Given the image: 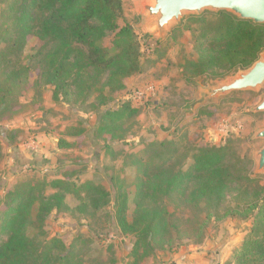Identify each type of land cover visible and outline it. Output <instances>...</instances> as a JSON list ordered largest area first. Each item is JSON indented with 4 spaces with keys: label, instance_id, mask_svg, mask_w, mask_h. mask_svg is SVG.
<instances>
[{
    "label": "trees",
    "instance_id": "obj_1",
    "mask_svg": "<svg viewBox=\"0 0 264 264\" xmlns=\"http://www.w3.org/2000/svg\"><path fill=\"white\" fill-rule=\"evenodd\" d=\"M1 4L0 42L4 46L0 50V116H9L20 105L17 97L30 75L28 64H18L24 49V44L14 40L19 25L26 36L39 41L34 57L42 66L45 84L52 86L54 102L66 97L73 87L75 98L85 101L95 93L96 106H104L126 77L143 69L134 28L118 23L123 12L121 0H1ZM204 13L188 18L201 22ZM210 13L214 20L196 28L192 48L197 58L183 62V76L188 80L204 74L211 80L234 75L249 67L264 50V24L226 11ZM108 36H112L111 44L116 49L110 55L98 45ZM137 112L129 101L101 112L95 134L107 150L123 149L124 120ZM65 132L81 137L86 128L78 122L65 127ZM18 133L10 129L8 143ZM183 138L146 144L142 155H132L130 165L137 169L135 181L116 186L110 176V190L103 183L75 188L65 174L40 186L20 185L7 192L0 213V234L5 236L0 241V264H82L76 254V240L66 245L58 235L48 238L44 230L46 218L53 211H74L69 208L68 194L78 201L75 212H87L88 208L107 207L114 191L113 218L118 234L134 238L130 264H141L152 257L155 247L171 245L176 226L171 221L169 200L175 197L183 204L218 209L233 185L254 181L248 174L252 159L237 153L233 140L218 146L191 145ZM2 156L0 143V160ZM47 188L56 191L49 194ZM258 192H254L258 200L243 210H229L252 221L248 234L231 254L233 264H264V194L259 197ZM130 204L134 209L129 219ZM29 228L42 239L29 237Z\"/></svg>",
    "mask_w": 264,
    "mask_h": 264
},
{
    "label": "rangeland",
    "instance_id": "obj_2",
    "mask_svg": "<svg viewBox=\"0 0 264 264\" xmlns=\"http://www.w3.org/2000/svg\"><path fill=\"white\" fill-rule=\"evenodd\" d=\"M121 2L123 12L118 23H128L134 28L143 69L126 77L122 87L111 96L112 99L100 107L96 106L95 93L80 101L75 98L73 87H70L66 97L54 102L51 99L52 86L45 84L41 77L42 66L34 57L38 39L26 36L20 25L16 27L14 40L24 44L18 64H28L30 75L17 97L20 105L9 116H0L3 151L0 160V213L5 194L13 188L27 184L40 186L44 182L63 178L65 174L75 188L88 183H103L110 190V176L114 177L116 186L120 182L132 183L137 177V169L130 165L132 155H142L144 146L153 140L183 136L186 144L217 146L233 140L235 151L242 157L252 159L248 174L254 181L233 185L218 209L206 208L203 204H183L175 197L169 200L168 208L173 214L171 221L176 226L171 245L163 249L155 247L152 257L141 264H176L172 254L182 247L204 250L205 258L211 260L212 254L218 253L220 245L251 225V219L230 214L229 210H243L248 203L257 201L256 191H259V197L264 194V173L254 172V155L263 145V140L251 138L257 129L264 127V112L250 111L260 102L264 88L258 91H233L192 106L202 87L221 84L230 77L211 80L209 74H204L188 80L183 76V62L197 58L192 48L196 28L213 21L214 16L205 10L203 21L197 22L188 18L196 15L186 14L178 24L169 26L166 33L158 37L150 35L152 29L146 26L147 19L143 14L145 0ZM111 39L112 36H108L98 42L108 55L116 51ZM3 46L0 42V50ZM149 86L152 92L148 97L141 100L133 97L134 90L145 91ZM125 101H129L138 112L124 120L123 149L107 150L104 142L95 134L101 112L109 106H120ZM199 110L207 114L201 115ZM78 122L85 126L86 132L81 137L67 135L65 127ZM10 129L19 130L12 143H8L7 139ZM21 148L24 154L21 160H27L28 164H21L17 157ZM11 154L14 158H11ZM55 191L47 188L49 194ZM114 194L112 191L107 207L98 210L88 208L87 212H75L78 201L68 194L69 208L74 211H53L45 221L46 236L58 235L66 245L76 240V254L82 264H130L132 257L129 253L134 238L118 234L113 218ZM133 209L134 205L130 204L127 209L129 219ZM232 227L233 233L229 231ZM27 235L37 241L42 239L32 228L27 230ZM4 238L0 234V241ZM237 238L235 241L240 237ZM232 245L231 242L228 248Z\"/></svg>",
    "mask_w": 264,
    "mask_h": 264
},
{
    "label": "water",
    "instance_id": "obj_3",
    "mask_svg": "<svg viewBox=\"0 0 264 264\" xmlns=\"http://www.w3.org/2000/svg\"><path fill=\"white\" fill-rule=\"evenodd\" d=\"M226 11L255 24H264V0H145L143 14L150 35L162 37L167 28L178 24L184 15H199L203 11ZM264 88V50L246 69L237 71L218 85L202 87L198 98L191 104L199 105L205 100L233 91H258ZM253 113L264 112V94L258 104L250 108ZM252 139H262L263 145L255 152V173H264V127L257 129Z\"/></svg>",
    "mask_w": 264,
    "mask_h": 264
},
{
    "label": "crops",
    "instance_id": "obj_4",
    "mask_svg": "<svg viewBox=\"0 0 264 264\" xmlns=\"http://www.w3.org/2000/svg\"><path fill=\"white\" fill-rule=\"evenodd\" d=\"M14 149H16V148L14 147ZM22 151L23 150L21 148L19 150V152H17V157L20 158V160L21 159L23 160V157H24L23 156L24 154ZM11 158H14L13 154H11ZM22 160L20 161L21 164L28 162L25 159H24V161H22ZM26 164H28V163H26ZM248 228L249 227H246V230L241 232V233L237 232V234H235V235L233 234L229 238V240L227 242H225L224 244H222V245L219 244L220 246L218 247V253L214 252V255L212 254V256H211V260L205 258V256H204L205 251L204 250L201 251L199 248L189 249L188 247L187 248L182 247L177 253H173L172 259L175 261L176 264H226L227 261H228V264H233L230 256H231L233 250L236 247H238V244H240L242 239L248 233ZM229 229H230L229 231L233 233V227L229 228ZM236 237H238V238L240 237L239 240H236L237 242L235 241ZM231 242L233 243V245L228 248V245H230ZM226 247L229 249L227 251V253H226V249H227Z\"/></svg>",
    "mask_w": 264,
    "mask_h": 264
},
{
    "label": "built area",
    "instance_id": "obj_5",
    "mask_svg": "<svg viewBox=\"0 0 264 264\" xmlns=\"http://www.w3.org/2000/svg\"><path fill=\"white\" fill-rule=\"evenodd\" d=\"M152 92V87H147L145 91H141L139 89L133 91V97L141 100L143 97H148Z\"/></svg>",
    "mask_w": 264,
    "mask_h": 264
}]
</instances>
